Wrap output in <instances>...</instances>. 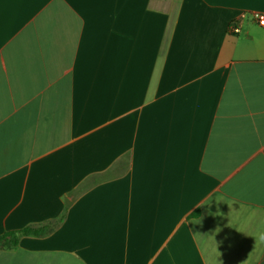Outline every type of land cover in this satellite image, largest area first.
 I'll use <instances>...</instances> for the list:
<instances>
[{"label": "crops", "instance_id": "crops-1", "mask_svg": "<svg viewBox=\"0 0 264 264\" xmlns=\"http://www.w3.org/2000/svg\"><path fill=\"white\" fill-rule=\"evenodd\" d=\"M256 14L0 0V264H264Z\"/></svg>", "mask_w": 264, "mask_h": 264}, {"label": "trees", "instance_id": "trees-1", "mask_svg": "<svg viewBox=\"0 0 264 264\" xmlns=\"http://www.w3.org/2000/svg\"><path fill=\"white\" fill-rule=\"evenodd\" d=\"M38 229L25 228L20 231L6 232L0 236V249H7L17 245L20 235L38 234Z\"/></svg>", "mask_w": 264, "mask_h": 264}, {"label": "built area", "instance_id": "built-area-1", "mask_svg": "<svg viewBox=\"0 0 264 264\" xmlns=\"http://www.w3.org/2000/svg\"><path fill=\"white\" fill-rule=\"evenodd\" d=\"M255 19H256V21H257V23L259 25H261V26L264 25V15H262V14H256L255 15ZM229 30L232 33H238L239 32V29L236 26H234V25H230L229 26Z\"/></svg>", "mask_w": 264, "mask_h": 264}]
</instances>
